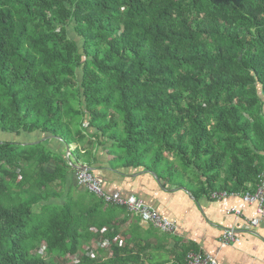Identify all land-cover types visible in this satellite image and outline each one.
Returning <instances> with one entry per match:
<instances>
[{
  "label": "trees",
  "instance_id": "1",
  "mask_svg": "<svg viewBox=\"0 0 264 264\" xmlns=\"http://www.w3.org/2000/svg\"><path fill=\"white\" fill-rule=\"evenodd\" d=\"M0 130L41 136L0 141V264H151L135 236L119 243L125 207L69 186L41 133L197 199L254 191L264 0H0ZM184 243L175 264L200 252Z\"/></svg>",
  "mask_w": 264,
  "mask_h": 264
},
{
  "label": "crops",
  "instance_id": "2",
  "mask_svg": "<svg viewBox=\"0 0 264 264\" xmlns=\"http://www.w3.org/2000/svg\"><path fill=\"white\" fill-rule=\"evenodd\" d=\"M41 134L43 143L48 144L59 155L66 153L70 146L68 150H71L72 154V151L79 146L72 143L68 147L62 139L56 137L51 139ZM100 146L106 148L103 144L94 148L93 154L96 156L99 154ZM107 152L99 154L100 159L106 156L102 161L92 159L89 166L103 180L104 188L109 192L118 191L123 195L134 194L155 207L163 216L175 220L178 225L176 232L166 233L152 224L143 223L138 216L133 215L123 206L127 211L119 215L118 223L122 226L118 238L125 241L128 236H135L141 248L147 246L146 259L149 263L175 264V261H178L180 246L185 244L184 242H194L199 245L201 252L215 256L218 264H264V218L257 226L245 223L246 218L258 216L255 205L246 204L240 196L233 195L223 199L206 197L197 199L188 190L172 185L165 186L160 179L158 181L153 173L147 172L143 167L112 169L107 163ZM72 159L76 161L75 156H72ZM54 168L53 164L50 169L54 170ZM66 174L68 185H77L74 169L67 168ZM232 207L242 209L244 217L235 219L228 216L226 212ZM237 223L243 225L238 231L240 240L232 245L223 244L220 241L222 232ZM122 236L125 237L124 240ZM101 247L106 251L110 250V245Z\"/></svg>",
  "mask_w": 264,
  "mask_h": 264
},
{
  "label": "built area",
  "instance_id": "3",
  "mask_svg": "<svg viewBox=\"0 0 264 264\" xmlns=\"http://www.w3.org/2000/svg\"><path fill=\"white\" fill-rule=\"evenodd\" d=\"M87 167V166H86ZM81 165L78 170V181L81 186H84L86 190L101 197L107 203L119 204L125 206L132 214L138 216L140 220L145 224H152L154 227L159 228L164 232H176L177 223L175 220L163 216L155 207L147 204L144 199L134 195H123L118 191L109 192L104 188L103 180L94 175L88 168ZM233 196H240L242 201L249 205H255L257 209V217L246 218L245 223L250 226H257L261 219L264 218V176L261 177L256 189L249 191L243 195L232 194ZM217 199H223L229 196L227 192H215L213 195ZM227 215L232 218L239 219L243 216V210L232 207L227 210ZM243 225L238 223L232 227L226 228L221 236L223 244L236 243L240 240L239 230ZM123 240L125 237H121ZM120 239V238H119ZM120 243H123L120 240ZM98 244L108 245L109 241L104 240ZM86 248V250H88ZM185 264H218V260L215 256L204 253L189 251L185 258Z\"/></svg>",
  "mask_w": 264,
  "mask_h": 264
},
{
  "label": "rangeland",
  "instance_id": "4",
  "mask_svg": "<svg viewBox=\"0 0 264 264\" xmlns=\"http://www.w3.org/2000/svg\"><path fill=\"white\" fill-rule=\"evenodd\" d=\"M70 30H72V28H70ZM91 131H93L94 129L90 128ZM40 136V135H39ZM39 136L33 133H28V132H24L22 133L21 135L17 134V133H10V132H4V131H1L0 130V141H6V142H22L24 144H30L32 143L33 141H37L39 140ZM41 137V136H40ZM77 144V143H76ZM53 147H55V144L53 145ZM69 147V146H68ZM71 147V146H70ZM71 151V150H70ZM68 149H67V152L64 153V157L66 158L67 162L69 163V165L71 166L72 169H74L75 171V177H76V181H77V185H81L79 184V181H78V170H79V167H81V165H86V164H83L82 162H79V163H75V161L72 159V154ZM106 148H104L103 146H100L99 147V154H102V153H106ZM103 156V155H102ZM106 157V156H105ZM105 157H102L103 159ZM101 158V157H100ZM103 159H99V161L103 160ZM101 165V164H100ZM70 168V167H69ZM88 168L89 170L97 176V172L96 171H93L89 165H88ZM78 169V170H77ZM83 189H86L84 186H81ZM81 188V189H82ZM134 215V214H133ZM136 216V215H135ZM85 247H89L87 245H84L83 248ZM43 251V248H41V250L39 251V253H42ZM71 259H76L77 260V257L76 256H70Z\"/></svg>",
  "mask_w": 264,
  "mask_h": 264
},
{
  "label": "water",
  "instance_id": "5",
  "mask_svg": "<svg viewBox=\"0 0 264 264\" xmlns=\"http://www.w3.org/2000/svg\"><path fill=\"white\" fill-rule=\"evenodd\" d=\"M69 149V148H68ZM84 167H86L87 165H83ZM86 168H88V167H86ZM89 169V168H88ZM153 173V175L155 176V177H157V174L156 173H154V172H152ZM158 178V177H157ZM158 181H159V179H158ZM183 189H185V190H187V188H183Z\"/></svg>",
  "mask_w": 264,
  "mask_h": 264
},
{
  "label": "clouds",
  "instance_id": "6",
  "mask_svg": "<svg viewBox=\"0 0 264 264\" xmlns=\"http://www.w3.org/2000/svg\"><path fill=\"white\" fill-rule=\"evenodd\" d=\"M70 148V147H69ZM87 167H88V165H87ZM88 248V247H87ZM86 249V248H85Z\"/></svg>",
  "mask_w": 264,
  "mask_h": 264
},
{
  "label": "bare ground",
  "instance_id": "7",
  "mask_svg": "<svg viewBox=\"0 0 264 264\" xmlns=\"http://www.w3.org/2000/svg\"><path fill=\"white\" fill-rule=\"evenodd\" d=\"M117 205H119V204H117ZM121 206H123V205H121Z\"/></svg>",
  "mask_w": 264,
  "mask_h": 264
}]
</instances>
